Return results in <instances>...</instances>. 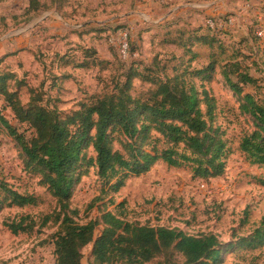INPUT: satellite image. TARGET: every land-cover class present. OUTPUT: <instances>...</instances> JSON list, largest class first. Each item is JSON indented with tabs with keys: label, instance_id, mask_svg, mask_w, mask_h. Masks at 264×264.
I'll use <instances>...</instances> for the list:
<instances>
[{
	"label": "rangeland",
	"instance_id": "1",
	"mask_svg": "<svg viewBox=\"0 0 264 264\" xmlns=\"http://www.w3.org/2000/svg\"><path fill=\"white\" fill-rule=\"evenodd\" d=\"M29 2L0 0V73L13 74L9 88L18 93L22 105L28 103L33 89L41 95L42 105L70 114L81 104L114 94L129 69L164 79L172 76L173 65L179 63L189 65L190 70L215 64L209 77L195 83L216 100L212 127L220 130L226 144L223 175L204 182L193 179L187 167L171 168L158 161L150 171L128 178L119 192L105 197L101 195L96 169L90 168L70 198V208L78 213L74 220L80 224L100 222L104 212H121L129 222L176 228L194 236H217L224 244L222 264H264V245L238 248L242 239L264 224V187L260 185L264 167L250 165L239 150L242 134L253 129L252 119L240 113L239 98L221 75L226 63L238 62L240 71L256 80V84L242 87L243 95L264 100V0H36L37 11L31 13L27 12ZM206 24L218 31H211ZM198 26L202 31L197 35L208 29L215 34L212 47L195 41L190 46L191 55L182 47L164 44L165 40L187 41L193 37L191 28ZM115 27H120L116 33L101 32ZM122 41L129 44L130 50L139 49L140 54L124 57ZM89 49L96 51L97 64L93 67L60 65L59 57L72 56L73 61H82ZM152 54L162 59L165 71L154 74L143 69L152 63ZM19 81L20 88L16 84ZM154 88L135 79L130 93L141 97ZM0 115L18 133L31 136L30 130L17 123L1 97ZM118 135H111L112 147L123 152L120 142L124 138ZM149 136L157 134L151 131ZM87 153L94 156L91 149ZM22 155L0 126V181L38 200L36 206H5L0 210V264H55L52 234L57 226L49 223L30 234L18 235L3 226V222L18 221L27 215L39 222L55 211V200L40 184L41 174L28 170ZM120 203L122 209L116 207ZM102 228L97 227L96 236ZM91 250L92 245L82 250L81 264L92 263Z\"/></svg>",
	"mask_w": 264,
	"mask_h": 264
},
{
	"label": "trees",
	"instance_id": "2",
	"mask_svg": "<svg viewBox=\"0 0 264 264\" xmlns=\"http://www.w3.org/2000/svg\"><path fill=\"white\" fill-rule=\"evenodd\" d=\"M38 5L36 0H30L27 12H36ZM206 25L211 31H218ZM119 29H101V32L116 33ZM209 29L197 35L202 31L201 26L192 27L193 37L187 41L165 40L164 44L182 47L192 55L190 46L195 41L209 47L214 44L215 34ZM140 52L130 50L128 44V57ZM95 54V50L89 49L82 61L62 56L59 62L65 68L89 69L97 64ZM161 61L153 55L152 63L143 69L154 74L165 71ZM214 66L209 63L204 69L190 70L189 65L179 63L173 65L172 76L164 79L129 69L123 76L124 82L116 85L114 94L96 98L91 104H81L79 110L70 114L42 105L41 95L33 89L28 103L22 105L18 93L9 88L13 74L0 73V97L17 123L31 131V136L18 133L1 115L0 126L19 146L25 167L41 174L40 184L56 204L55 211L39 222L27 215L18 221L3 222V226L13 235L30 234L49 223L57 226L52 234L55 264H81L82 250L89 245H92L91 264H222L224 244L213 234L194 236L176 228L129 222L121 212H104L100 222L90 220L80 224L74 220L77 211L69 205L75 185L90 168L96 169L102 184L101 195L105 197L119 192L128 178L150 171L158 161L171 168L187 167L193 179L204 182L221 177L225 170L226 144L220 130L212 127L216 100L195 83L209 77ZM221 70L225 84L239 98L240 113L252 119L253 129L242 134L239 150L250 165L264 167V100L258 101L252 94L243 95L242 88L256 84V80L240 71L238 62H228ZM135 79L155 88L144 96L133 97L130 89ZM20 83L16 82L18 88ZM151 131L157 136L151 138ZM112 134L124 138L120 142L124 153L113 149ZM89 149L93 157L88 156ZM260 185L264 187V181ZM37 204L34 196L20 194L0 181V210L5 206ZM116 207L122 209L123 203ZM99 225L103 228L96 236ZM263 245L264 224L242 239L238 248L254 249ZM159 257L162 261L154 263Z\"/></svg>",
	"mask_w": 264,
	"mask_h": 264
},
{
	"label": "built area",
	"instance_id": "3",
	"mask_svg": "<svg viewBox=\"0 0 264 264\" xmlns=\"http://www.w3.org/2000/svg\"><path fill=\"white\" fill-rule=\"evenodd\" d=\"M209 26H211V25H209ZM127 48H128V44H126L125 42L122 41L121 45H120V49H121V53L123 54L124 57L127 54Z\"/></svg>",
	"mask_w": 264,
	"mask_h": 264
},
{
	"label": "crops",
	"instance_id": "4",
	"mask_svg": "<svg viewBox=\"0 0 264 264\" xmlns=\"http://www.w3.org/2000/svg\"><path fill=\"white\" fill-rule=\"evenodd\" d=\"M174 15V13L170 14L169 16L165 17L163 20H162V24L167 22L172 16Z\"/></svg>",
	"mask_w": 264,
	"mask_h": 264
},
{
	"label": "water",
	"instance_id": "5",
	"mask_svg": "<svg viewBox=\"0 0 264 264\" xmlns=\"http://www.w3.org/2000/svg\"><path fill=\"white\" fill-rule=\"evenodd\" d=\"M16 33H18V31Z\"/></svg>",
	"mask_w": 264,
	"mask_h": 264
}]
</instances>
